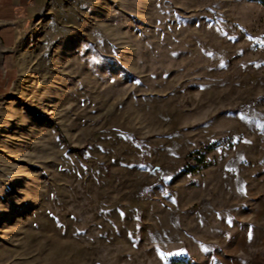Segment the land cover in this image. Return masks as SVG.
<instances>
[{"label": "rangeland", "instance_id": "rangeland-1", "mask_svg": "<svg viewBox=\"0 0 264 264\" xmlns=\"http://www.w3.org/2000/svg\"><path fill=\"white\" fill-rule=\"evenodd\" d=\"M15 27L0 264H264L263 5L51 0Z\"/></svg>", "mask_w": 264, "mask_h": 264}, {"label": "crops", "instance_id": "crops-1", "mask_svg": "<svg viewBox=\"0 0 264 264\" xmlns=\"http://www.w3.org/2000/svg\"><path fill=\"white\" fill-rule=\"evenodd\" d=\"M51 0H0V55L3 54L4 60H7L10 52L16 45V21L18 12L22 7L29 6L33 15L42 13ZM10 27L13 30V37L6 35L4 28ZM3 29V31L1 30ZM6 71L0 68V78L5 76L11 68L6 67ZM11 73V72H10Z\"/></svg>", "mask_w": 264, "mask_h": 264}, {"label": "trees", "instance_id": "trees-1", "mask_svg": "<svg viewBox=\"0 0 264 264\" xmlns=\"http://www.w3.org/2000/svg\"><path fill=\"white\" fill-rule=\"evenodd\" d=\"M256 1H258L261 5L264 6V0H256ZM245 107H247V106H243L240 109H244Z\"/></svg>", "mask_w": 264, "mask_h": 264}, {"label": "built area", "instance_id": "built-area-1", "mask_svg": "<svg viewBox=\"0 0 264 264\" xmlns=\"http://www.w3.org/2000/svg\"><path fill=\"white\" fill-rule=\"evenodd\" d=\"M29 1H31V0H29Z\"/></svg>", "mask_w": 264, "mask_h": 264}]
</instances>
